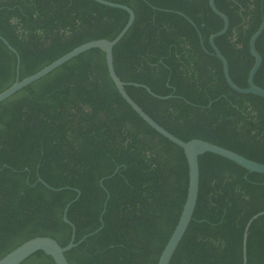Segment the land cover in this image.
<instances>
[{
	"label": "trees",
	"instance_id": "1",
	"mask_svg": "<svg viewBox=\"0 0 264 264\" xmlns=\"http://www.w3.org/2000/svg\"><path fill=\"white\" fill-rule=\"evenodd\" d=\"M113 1L135 14L113 45L128 94L180 138L200 137L264 162V96L226 81L209 42L223 19L208 0ZM214 2L229 20L214 42L231 78L246 86L254 61L249 38L264 0ZM127 18L125 9L96 0H0V35L19 54V78L84 41L113 38ZM255 47L262 60L253 80L264 87V28ZM15 77L16 53L0 38V91ZM198 164L193 216L168 264H244V226L264 209V172L211 151L199 154ZM187 185L182 147L123 98L99 47L0 101V257L38 234L66 244L72 227L63 208L79 190L67 209L74 241L93 232L65 251L70 264H156ZM19 264L56 263L36 250ZM246 264H264V213L248 227Z\"/></svg>",
	"mask_w": 264,
	"mask_h": 264
},
{
	"label": "water",
	"instance_id": "2",
	"mask_svg": "<svg viewBox=\"0 0 264 264\" xmlns=\"http://www.w3.org/2000/svg\"><path fill=\"white\" fill-rule=\"evenodd\" d=\"M98 2L104 3L106 5L110 6H116L125 9L128 12V18L122 28L117 32V34L109 39L106 37H99V38H93L87 41H84L70 50L64 52L60 56L56 57L49 63L43 65L38 70L22 77H18V69H19V63H20V57L15 49L14 46H12L8 40L0 35V38L8 45V47L16 53V77L14 81L8 85L6 88L0 91V101L6 98L7 96L11 95L13 92L21 88L22 86L28 84L29 82L41 77L42 75L46 74L53 68L57 67L61 63L65 62L69 58L73 57L74 55L88 49L91 47H99L104 51L105 54V61L108 73L113 80L114 84L116 85L118 91L123 96V98L132 106V108L154 129H156L158 132L166 136L171 141L175 142L179 146L182 147L183 152L187 159L188 164V185H187V192L186 197L184 200V203L182 205V209L180 211L179 217L177 219V222L168 237L166 243L164 244L158 260L156 264H168L170 261V258L179 243L182 235L184 234L189 221L191 220L193 216V211L195 208L197 196H198V189H199V164H198V155L205 152V151H211L217 154H220L224 157H227L234 162L238 163L239 165L247 168L248 170H254L259 172H264V162L257 161L255 159L249 158L233 149H230L228 147H225L223 145H220L218 143L212 142L207 139H203L200 137H192L189 139H182L179 136L175 135L168 129H166L164 126H162L160 123H158L153 117H151L126 91L124 85L129 83L128 81L122 80L118 74L116 73L114 69V63H113V45L122 37V35L126 32V30L129 28L131 23L134 20L135 14L134 10L127 4L113 1V0H96ZM209 5L215 11L218 15H220L223 19V25L219 30H216L215 32H212L209 36V42L213 48V53L220 58L222 62V68L223 73L226 81L228 84L234 88L237 91L240 92H252L261 96H264V87H261L260 85L256 84L253 80L254 74L256 70L258 69L262 57L258 50L255 47V40L257 36L260 34V32L264 28V16L259 24V26L256 28V30L250 35L249 38V49L251 54L254 56V61L248 71L247 74V85L246 86H240L234 82V80L231 78L229 73V67H228V61L224 54L219 50L217 45L214 42V37L217 35H220L224 33L228 27V17L227 15L218 9L215 5L214 0H208ZM182 13V12H181ZM184 14V13H182ZM185 15V14H184ZM188 17L187 15H185ZM189 18V17H188ZM190 19V18H189ZM190 21L194 23L192 19ZM134 84L137 85H143L148 91H150L152 94L158 96V97H167L169 94L160 95L155 92H153L149 86L143 83L134 82ZM100 182L102 183V178L100 179ZM60 188V187H55ZM80 191L77 190V194L70 199L63 208V220L69 223L72 227V232L70 235L69 241L61 245L54 237L50 235L45 234H38L34 235L32 237H29L16 245L14 248L6 252L4 255L0 257V264H19L23 259H25L27 256H29L31 253H33L36 250H43L45 253L52 256L54 262L56 264H70L66 255L65 251L70 249L72 246L76 245L78 242L82 241L87 234L92 233L88 232L87 234H84L81 236L77 241H74V235H75V228L72 221L67 217V209L69 204L75 200ZM107 199V198H106ZM105 204V202H104ZM104 211V208L102 209L100 213V219H102V213ZM264 213V209L259 210L252 214L245 226L243 231V237H242V256H243V263L246 264V239H247V230L251 223V221L257 217L259 214ZM102 226L101 224L95 229H99ZM94 230V231H95Z\"/></svg>",
	"mask_w": 264,
	"mask_h": 264
}]
</instances>
